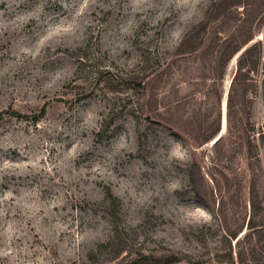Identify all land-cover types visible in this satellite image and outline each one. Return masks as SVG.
Returning <instances> with one entry per match:
<instances>
[{"label": "rangeland", "instance_id": "rangeland-1", "mask_svg": "<svg viewBox=\"0 0 264 264\" xmlns=\"http://www.w3.org/2000/svg\"><path fill=\"white\" fill-rule=\"evenodd\" d=\"M256 40L264 0H0V264H264Z\"/></svg>", "mask_w": 264, "mask_h": 264}, {"label": "trees", "instance_id": "trees-1", "mask_svg": "<svg viewBox=\"0 0 264 264\" xmlns=\"http://www.w3.org/2000/svg\"><path fill=\"white\" fill-rule=\"evenodd\" d=\"M252 21L247 20L246 18L239 19L231 33L228 35L227 38L223 39L224 45L223 49L221 50V55L230 57L237 51H239L245 44L250 42L253 39V30H252ZM261 44V40H256L250 45H248L239 55L236 73L233 78V83L239 76L245 77L248 73L256 70L260 60H264V54L261 55L255 53V47ZM194 48V47H193ZM226 50V53H225ZM227 113L230 114L231 111V99L228 98L227 100ZM39 115H33V119L36 120Z\"/></svg>", "mask_w": 264, "mask_h": 264}]
</instances>
